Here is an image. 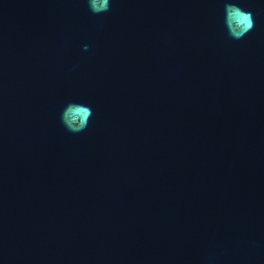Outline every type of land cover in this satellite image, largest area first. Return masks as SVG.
<instances>
[{
	"label": "water",
	"instance_id": "water-1",
	"mask_svg": "<svg viewBox=\"0 0 264 264\" xmlns=\"http://www.w3.org/2000/svg\"><path fill=\"white\" fill-rule=\"evenodd\" d=\"M110 4L0 0V264H264V0Z\"/></svg>",
	"mask_w": 264,
	"mask_h": 264
},
{
	"label": "clouds",
	"instance_id": "clouds-1",
	"mask_svg": "<svg viewBox=\"0 0 264 264\" xmlns=\"http://www.w3.org/2000/svg\"><path fill=\"white\" fill-rule=\"evenodd\" d=\"M89 8L94 14H100L110 10V0H88ZM225 25L229 36L233 39L243 38L254 27V18L251 12H247L236 4L225 5ZM87 50L88 46H84ZM75 113L70 118L69 114ZM92 116L89 107L77 104H70L62 114V122L71 131H81Z\"/></svg>",
	"mask_w": 264,
	"mask_h": 264
}]
</instances>
